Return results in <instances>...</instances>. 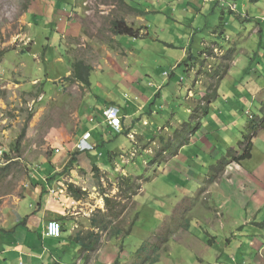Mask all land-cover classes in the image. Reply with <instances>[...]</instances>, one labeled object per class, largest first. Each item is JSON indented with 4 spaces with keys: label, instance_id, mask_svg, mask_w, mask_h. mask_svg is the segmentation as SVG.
Returning <instances> with one entry per match:
<instances>
[{
    "label": "crops",
    "instance_id": "crops-1",
    "mask_svg": "<svg viewBox=\"0 0 264 264\" xmlns=\"http://www.w3.org/2000/svg\"><path fill=\"white\" fill-rule=\"evenodd\" d=\"M130 1L139 5L135 0ZM196 1V3L193 2L196 5L194 9L180 7L172 10V16L174 18L177 16L178 20L169 19L164 13L162 14L161 10H152L155 6L163 7L161 6L162 0L146 2L151 4L152 8H146L147 12L139 13L145 17L146 21L147 32L143 31L142 34H146L149 39L145 43H138L142 40L141 38L118 36L115 37L117 41L120 44L123 42V46L119 49L122 56L111 57L113 52L111 50H109V56H99L97 55L99 46L95 48V52H91L94 54L89 59V65L94 69L91 86L87 95L83 92V97L73 112L76 120L74 125L76 133L73 137L63 135L62 139L58 140L59 143L55 144L59 148L56 150L57 154L52 159V163L55 165L60 161L61 167L49 163L42 165L41 169L46 168L44 174L31 178V185L34 189L31 190L26 186L25 195L18 197L7 207L0 228V264H51V262L64 264L61 261H65V264H82L81 254L83 251L81 252V250L83 249H80L79 245L82 246V244L77 238L85 236L83 235L84 230H88L86 223L90 221L94 207L90 200L84 199L86 196L82 199L74 197L68 190L69 185L83 190L91 199L100 200L101 197L104 201L103 197L107 199L110 197L102 194L100 187L102 181L95 175V172L101 173L102 180H104L103 172L107 170L118 172L119 168H123L124 171L126 170L134 176L133 172L123 166L137 167L138 164L145 165V161L147 163L158 161L154 170L156 171L160 166L163 171L158 172V175L156 173L157 178L151 183L152 186L158 188L157 185L162 182L159 187L167 189L174 181L176 183L173 195L156 193L167 201L163 204L156 202L152 204L157 209L156 213L163 211V214L166 215L169 210L164 208L169 201L175 202L177 200L175 197L179 195L195 196V192H192V188L189 186L190 181L194 182L196 193L207 186L200 182L201 180L193 178L196 173L187 172V166L195 160L202 165H206L210 160L216 164L229 153H227L230 149L228 146L227 151L223 149V152L218 153V149H222L223 146H218L217 136L212 134L225 131L232 135L224 118H229L232 125L239 124L243 111L248 108L255 109L264 117L262 111L264 108V0L257 2H253V0ZM34 2L49 19L53 20L59 16L57 21L53 20V23L59 24V22L68 21L64 38L72 36L73 39L81 36L82 32L83 43L86 44L88 41L89 46L93 48L90 36L85 38L87 34L79 23L80 19L85 20L86 17L81 13H76L80 11L79 8L82 9V6L87 5V0H83L82 5L80 4L78 8L75 0H34ZM229 2L233 4L231 5ZM216 4L219 6L221 4L223 8L230 6L235 17L232 20H227L228 23L224 26L219 24L218 28L222 29L221 35L218 34L215 26L211 25L212 34L210 37L213 40L208 42L206 39H202L200 43L202 47L199 46L195 49V41L197 37L201 36L200 33L202 35L209 33L207 24L211 21L209 14L213 13L216 16L215 22L220 18ZM184 5L185 3L179 6ZM60 6H64V9H59ZM188 12L193 14L191 19H188ZM146 13L154 14L160 21L156 23L155 18L148 19ZM86 16L90 17V15ZM149 24H152L151 29H155L158 36L152 37L153 33L148 28ZM172 28H175L176 31H171ZM166 29H169L168 32ZM164 33L169 38L172 35V40L161 38L160 34ZM176 40L178 45L187 43V50L181 49L186 55V59L190 57L186 60L187 63L179 60L183 58L180 53L178 62L165 69L156 52H153L156 69H148L146 72L140 70L141 67H147L142 55L145 47L149 46L148 44H152L153 49L156 44L164 45L163 49L157 51H160L161 55L172 58V51L179 49L175 44ZM126 43L129 44L125 45ZM209 43L218 45L224 52L230 51L236 59L243 57L239 49L245 48L244 57H248V60L241 63L236 76L233 75L230 81H227L226 78L222 84L219 81L222 78V70L216 61L218 52L207 48ZM112 47L116 46L111 43ZM200 49H203V52L199 57L195 56ZM252 54L254 56H250ZM197 62L206 63L212 69H200L199 65L201 64ZM103 69H106L104 74L106 77H99L101 71H96ZM229 71L227 74L230 75ZM244 74L246 76H243ZM214 92L217 93L215 99L208 96ZM184 95L187 97L183 100L185 104L183 103L181 106L178 101L183 99ZM216 107L224 108L226 114L218 113ZM109 108L119 109V118L122 122L121 132H117L108 125L104 113ZM183 109H186L188 115L193 112V120L196 121L195 130L192 128L188 130L181 125L178 113ZM249 113L256 117L254 112L249 111ZM171 121L174 122V127L178 126L179 128L177 138L170 137L174 135ZM87 134L91 135L90 141L96 148L87 153L80 152L73 170L63 174L66 163L62 162H67L68 156L78 151L79 141ZM258 134L262 137L264 131H260ZM180 137H184L187 141L174 153L173 160L180 162L182 168L178 169L182 171V174L178 169L175 170L173 162L164 159L167 157L168 149H175L179 145ZM212 141L217 144L212 145ZM254 149L249 161L254 158ZM160 150H165V153L159 154ZM104 152H108V155L106 156ZM126 157H128L127 161ZM161 158L164 161L159 164ZM248 160L242 164H231L217 182L209 186L208 191L210 190L212 198L215 200L217 197L221 200L219 208H215L218 214L217 220L222 221L221 218H229L225 223H218L216 226L196 221L205 229L201 231L207 237L204 236L202 239L199 233L192 234V229L198 226L197 224L189 229V239L201 241V245L205 248L201 251L202 248L190 249L186 247L197 253L198 264H211L208 261L209 255H202L210 248H218L219 253H216L214 258L215 264H264V187L248 171L245 175V179L249 183L248 187L242 189L237 186L234 191L233 188L223 185V183L227 184V179L236 181L235 173L244 170V165L248 163ZM41 169L38 173L42 172ZM77 169L82 170L83 178L79 176ZM183 172L188 175L190 181L184 177ZM123 175L119 173L118 179ZM207 179L208 177L205 176L204 181ZM118 189L120 193L122 189L119 185ZM122 191L128 194L132 190L129 187ZM107 192L108 194L112 193L109 190ZM235 194L237 195L236 199L233 198ZM206 215L210 216L211 213L208 212ZM50 221H59L62 224L63 234L60 239L49 238L46 235ZM226 226H234L231 232L227 229L221 231L224 232L222 236L226 240L227 247H218L220 239L215 234ZM209 229L210 232H207ZM207 238L209 242L214 243L213 246L204 241H207ZM185 243L188 244L187 240ZM71 253L73 261H70L71 258H69L72 256ZM61 254L64 255L63 258L60 257Z\"/></svg>",
    "mask_w": 264,
    "mask_h": 264
},
{
    "label": "rangeland",
    "instance_id": "rangeland-1",
    "mask_svg": "<svg viewBox=\"0 0 264 264\" xmlns=\"http://www.w3.org/2000/svg\"><path fill=\"white\" fill-rule=\"evenodd\" d=\"M135 1L139 5L130 0H87V5L85 7L82 6V9L79 8L80 11L76 13H81V15L86 17L85 20L80 19L79 23L87 34L85 38L90 36L93 42V48H91L88 41L86 44L83 43L82 38L84 35L82 32V37L78 36L72 39V36H68L67 39L64 38L68 21L59 22V24L53 23V20L57 21L59 16H56L53 20L49 19L47 15L40 11V7L34 4V0H0V151H2L0 154V167L8 168L10 166L8 174L0 176V228L7 207L18 197L25 195L26 186L30 187L31 190L34 189L31 185L32 177L35 178L44 174L46 168L41 169V166L49 163L53 166L61 167L60 161L55 165L52 163V159L57 154L56 150L59 148L55 145L59 143L58 140L62 139L63 135L73 137L76 133L74 127L76 120L73 112L77 109L83 97V92L87 95L90 88H84L80 83L68 79L73 74V62L83 61L89 65V59L94 55L91 52H95L97 46L100 47L97 51L99 56H109V50L113 51L111 57L122 56L119 49L123 46V42L120 44L117 41L115 37L118 36L114 35L111 29V21L116 18L125 19L128 24L140 29V38L142 40L138 41L139 44H143L149 39L144 34L147 32L145 17L139 13L147 12L146 8H152V5L146 2L156 0ZM257 1L253 0V2ZM76 2L78 8L83 0H75ZM162 2L161 6L163 7L155 6L152 10H161L162 14L164 13L169 19L178 20L175 13L173 15L176 18L172 16V10L180 7L182 9L190 7L194 9L196 5L193 2L196 3L197 1L162 0ZM184 3V6H179ZM229 3L233 4L232 2ZM221 4L220 6L218 4L215 5L217 6L216 9L219 10L217 11L218 17L220 14L219 20L215 22L216 16L213 13L209 14L211 19L207 23L209 33L208 35L200 33L201 36L197 37L195 41V49L201 46L202 39H206L208 42L213 40L210 37L212 34L211 25H214L218 34L221 35L222 29L218 28L219 24L224 26L228 23L227 20H232L235 17V13L231 11L230 6L223 8ZM59 9H64V6H60ZM86 15H90V17L87 18ZM187 15L188 19L193 16L190 12ZM146 16L148 19L155 18L156 23L160 21L154 14L148 15L146 13ZM151 26L152 24H149L148 28L152 31V37H154L157 34L155 29H151ZM168 30L166 29V32ZM143 31L144 33L142 34ZM171 31L175 32L176 29L172 28ZM160 37L165 38L164 40H172V35L169 38L166 33L160 34ZM176 42L177 40L175 44ZM111 43L116 47L111 48ZM128 44L126 43L125 45ZM234 44H237V42H234ZM148 45L142 55L147 67H141L140 70L142 72H146L148 69H156L153 61V57L155 58L153 52H156L159 61L165 69L174 66L178 62L180 53L183 55V58L179 59L182 62L190 59V57L186 59V55L181 50L182 48L187 50V43L184 45L176 44L179 49L172 51V58L161 55L162 53L157 51L158 49H163L164 45L156 44L155 49L151 47L152 44ZM217 46L209 43L207 48L218 52L216 61H218L222 70V78L219 80L222 84L225 78L227 81L232 79L240 68L241 63L244 60L247 61L248 57H244V47L242 50L239 49L240 53L242 52L241 56L244 58L236 59L235 55L230 51L224 52L223 49ZM202 52L203 49H200L195 56L199 57ZM250 56H254V54ZM197 63L201 64V62ZM199 67L204 70L212 69L206 63L199 65ZM105 70H97L96 72L101 71L98 76L106 77L104 76ZM228 70H230V75L227 74ZM92 76L93 72L91 78ZM243 76L246 75L244 74ZM186 97L187 95H184V98L178 101L179 105L185 104L183 100ZM249 111L254 112L256 117L252 116ZM262 111L264 114V110ZM217 112L223 114L225 109L219 107ZM178 115L184 128L188 130L191 128L192 130L196 129L194 127L196 121L193 120V112L188 115L186 109H183ZM263 118L261 113L249 108L243 111L239 120L241 123L239 124L232 125V121L225 117L224 120L232 135L225 131L217 134L212 133L215 137L217 136L218 146H223L222 149H218V153L223 152V149L227 151V146L230 147L227 153L232 151L239 152L240 148L243 149L242 142H244L249 128L254 122H257L256 128H259L256 131L258 132L264 122H260L257 119L262 120ZM171 124L174 135L170 137L177 138L179 136V128L178 126L174 127L173 121H171ZM263 131L264 128L261 129V132ZM20 137H22V142L20 150H18L15 144H17ZM254 140V158L251 161H247L248 163L244 165V170L235 173L236 181L227 179V184L223 183V185L233 188L234 191H236L237 186L242 189L248 187L249 183L245 179L247 171L252 173L254 178L264 187V135L261 137L258 134ZM186 141L187 139L180 137L179 145L175 149H168L167 157L164 158L173 162L175 170L182 168V166L180 162L173 160L174 153ZM214 143L217 144L212 141V145ZM164 151L160 150L159 154H164ZM104 154L107 156L108 152H104ZM7 155L12 158L11 161L7 160ZM70 156L72 158V155ZM70 156H68L69 160L67 162H62L63 164L66 163L63 170L69 166ZM164 159L161 158L159 164ZM125 160L127 161L128 157ZM155 164H158V161L156 163L154 161L149 163L145 161V165L138 164L137 167H132L131 165L123 166L133 172L134 176L130 175L128 171H124L123 168H119L118 172L110 170L103 172L104 180H102L100 178L101 173L97 172V174L95 172V175L102 181L100 186L102 194L108 195L110 198L103 197L104 201H102L101 197L100 200H96V198L87 197L88 195L84 198L90 200L94 208L90 221L86 223L88 230H84L83 235L86 237L87 234L94 233L95 237H97V234H99V240L96 243L95 240H85L86 242L95 243V247L94 250H81V252L83 251L81 254V257H83L82 264H115L116 261H119V264H154L157 258H159V262L156 264H198L197 253L190 249L202 248V251L205 248L201 245V241L193 238L189 239V229H192L197 224L196 221L216 226L218 223H225L229 217L221 218L222 221L217 220L218 214L215 208H219L221 200L217 197L214 200L207 186L204 187L206 191L203 190V192L202 188L199 193H196L194 182L190 181L185 172H183V175L189 179V186L192 188L191 191L195 192V196L184 197L179 195L175 197L177 199L175 202L169 201L164 208L169 210L168 214L164 215L163 211L156 213L157 209L152 206L153 202L163 204L167 201V199L160 197L156 193H165L171 196L175 192L174 185L176 183L174 181L167 189H163L159 187L162 182H159L158 188H154L151 183L157 178L156 173L158 175V172L163 171L160 166L155 171ZM216 165L217 163L215 164L213 160L208 161L206 165L199 164L195 160L189 166L186 165V169L190 174L196 173L193 178L207 184V181H204L205 176L209 179ZM73 168V166L70 167L67 173H70ZM40 169L42 172L38 173ZM178 171L182 174L181 170L178 169ZM77 173H79L80 177H84L82 170L77 169ZM119 173L121 175L125 174L119 179L122 177L132 179L124 182L121 187L124 190L129 188L128 185L131 184L134 189L131 193L125 194L122 190L119 193L118 185L119 187L121 185V181L117 177ZM108 190L112 191V193L108 194ZM233 196L236 199L237 195ZM196 197H199L197 198L198 201L194 200ZM254 199L258 201V199ZM107 200L110 201L108 205ZM208 212L211 213L210 216L206 215ZM233 227L226 226L219 229L218 233L215 234L220 239L218 247H227L225 244L226 240L222 236L224 232L221 231L227 229L231 232ZM202 229L204 227L201 225L195 226L192 229V234L199 233L202 239V237L206 236L201 231ZM207 232H210V229ZM185 240H187L188 244L185 243ZM204 241L207 244L210 243V246L214 244L211 241L209 242L208 238L207 241ZM145 244L152 245V248L149 252H143L138 258L136 252L141 251ZM79 246L81 249L82 246ZM154 247L160 248V251H154ZM217 250L218 248H210V250L203 252L202 255H209L208 261L211 264H215L214 258L217 255L216 253H219ZM60 257L63 258L64 255L61 254ZM69 258H71L70 261H73V254ZM61 262L65 264V261ZM51 264L53 263L51 262Z\"/></svg>",
    "mask_w": 264,
    "mask_h": 264
},
{
    "label": "trees",
    "instance_id": "trees-1",
    "mask_svg": "<svg viewBox=\"0 0 264 264\" xmlns=\"http://www.w3.org/2000/svg\"><path fill=\"white\" fill-rule=\"evenodd\" d=\"M257 1V0H255ZM143 14V13H142ZM145 14V13H144ZM111 29H112V33L116 36H128L131 38H140V29H136L133 26H130L125 19H114L113 21H111ZM187 63V61H185ZM73 67V74L70 78H68L69 80L75 81L80 83L82 86L90 88L91 86V75L93 72V68L84 63L83 61H78V62H73L72 64ZM208 96H211V98L215 99L217 96V93L214 92L212 95L208 94ZM264 110V108H263ZM260 122H264V118L262 120L257 119ZM257 122H254L253 125H251V127L248 130V133L245 136L244 142H242V148H240V151H232L229 153L228 156L222 158L217 165L213 168V172H212V176L207 180V187L209 188V186L214 185L217 180L220 178V176L225 172V170L227 169L228 166H230L233 163L236 164H242V162H244L245 160H248L250 158H252V154H253V149H254V139L257 137L258 133L261 131L262 128H264V125L260 126L261 129L257 132L256 128L257 127ZM21 142H22V137H20V139L18 140L17 144H15L16 148L18 150H20V146H21ZM80 154L79 151H76L72 154V158L70 160L69 166L66 167L64 173H67L68 169L70 167H74L77 163V156ZM7 160L11 161L12 158L9 157V155H7ZM8 170H10V166L8 168H3L0 167V176H5L8 174ZM96 170L98 171V169L96 168ZM121 181V185L120 188L122 187L124 182H128L130 180H132L131 178H127V177H122L121 179H119ZM130 187V190H134L131 186V184L128 185ZM69 192L76 198H84L86 196V192H84L83 190L76 188L74 185H69L68 187ZM204 190V188L202 189V191ZM201 191V193H202ZM206 191V189L204 190ZM203 191V192H204ZM199 197H196L194 200L198 201ZM107 205L108 203H110L109 200L106 201ZM98 236L99 234H97V237H95L94 233H89L87 234L86 237H78L77 240L82 244V249L89 251V250H94L95 247V243L98 242ZM86 239H91V240H95V243H91V242H86ZM167 242V241H166ZM147 245V246H146ZM152 248V245H148L145 244L144 247L141 249V251L136 252V255L138 256V258H140L139 256L142 255V253H146L149 252ZM154 251L158 252L160 251V248L158 247H154ZM159 262V258H157L154 261V264ZM115 264H119V261H116Z\"/></svg>",
    "mask_w": 264,
    "mask_h": 264
},
{
    "label": "built area",
    "instance_id": "built-area-1",
    "mask_svg": "<svg viewBox=\"0 0 264 264\" xmlns=\"http://www.w3.org/2000/svg\"><path fill=\"white\" fill-rule=\"evenodd\" d=\"M118 116H119V110L116 108H111L107 112V118H108L109 124L112 127H114V129L120 131L122 128H121L120 121L118 120ZM89 137H90V135L87 134L81 140V142L78 146L80 150H90L92 148L91 146H89V143L87 141L89 139ZM1 153H2V151H0V154ZM62 233H63V227L59 221H50L49 222L48 227H47V233H46V235L49 238L60 239L62 237Z\"/></svg>",
    "mask_w": 264,
    "mask_h": 264
},
{
    "label": "clouds",
    "instance_id": "clouds-1",
    "mask_svg": "<svg viewBox=\"0 0 264 264\" xmlns=\"http://www.w3.org/2000/svg\"><path fill=\"white\" fill-rule=\"evenodd\" d=\"M111 108H109V109H107V111H105V113H104V115H105V117H106V119H107V123H108V125L110 126V127H112L110 124H109V122H108V118H107V112L110 110ZM117 109V108H116ZM119 110V109H118ZM118 120L120 121V124H121V128H122V122H121V120H120V118H119V116H118ZM113 129H114V127H112ZM116 130V129H115ZM117 132H121L122 131V129L120 130V131H118V130H116ZM90 135V134H89ZM90 137H91V135H90ZM89 137V139L87 140L88 141V143H89V146H91L92 148L90 149V150H80L79 149V144H80V142H81V140L84 138V137H82V139L79 141V143H78V145H77V150L79 151V152H81V153H87V152H89V151H92V150H94L96 147H95V145H93L92 143H91V138ZM63 234V233H62Z\"/></svg>",
    "mask_w": 264,
    "mask_h": 264
}]
</instances>
